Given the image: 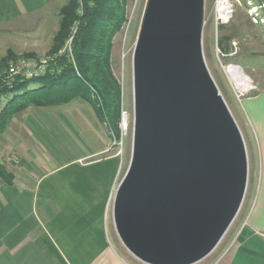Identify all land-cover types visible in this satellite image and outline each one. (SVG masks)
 <instances>
[{"label": "water", "instance_id": "obj_1", "mask_svg": "<svg viewBox=\"0 0 264 264\" xmlns=\"http://www.w3.org/2000/svg\"><path fill=\"white\" fill-rule=\"evenodd\" d=\"M204 1L148 0L135 44L133 151L113 213L146 264L206 257L247 191L246 144L204 58Z\"/></svg>", "mask_w": 264, "mask_h": 264}, {"label": "rangeland", "instance_id": "obj_2", "mask_svg": "<svg viewBox=\"0 0 264 264\" xmlns=\"http://www.w3.org/2000/svg\"><path fill=\"white\" fill-rule=\"evenodd\" d=\"M231 1L234 5L232 18L228 22L218 25L215 23L216 0L204 1V20L207 23L203 28L202 49L208 70L242 133L248 153L249 167L252 166L254 169L257 163L258 145L244 114L242 102L246 96L264 91V3L260 0ZM67 2L68 0H65L59 9V27L62 17L60 10ZM147 4L148 0H126L127 21L113 40L112 69L122 86V109L128 116L127 129L121 131L119 139H115L107 129L102 133L106 134L104 136L106 142L104 141L102 134L96 131L98 128L95 121L98 120H96L93 108L82 100H73L55 107L31 106L19 116L17 114L7 130L0 135V162L5 166L23 165L29 162V160L28 162L21 160L17 163L13 157L16 155L13 150H10L11 153L4 154L5 147L8 150L18 134L24 137L25 141L36 143L35 147L40 148L39 159L42 162L47 163V160H52L58 164H64L72 161V178L74 179L72 180V193L75 192L74 195H77L74 199L77 200V203L72 202V211H88L94 217L103 215L106 221L114 227L117 241L123 244L125 253L136 264L146 263L138 260L124 245L118 234L113 212L118 186L132 158L133 56ZM253 6L257 8V15L251 9ZM51 23L54 27L48 25L42 29V35L44 33L43 36L46 40L45 42L40 41L41 44L37 42L40 45L30 44L31 47L20 50L23 45L27 46L25 44L28 41L11 40L9 44L7 42L8 48H5V44L0 41V57L13 51L17 58L11 59L10 64L19 65L24 61L34 68L39 66H41L40 69L46 68V62L50 57L48 52L53 44L54 37L52 38V35L55 36L59 29L56 30L55 27L58 21L53 19ZM226 37L229 38L226 39ZM26 53H34L36 56H25ZM228 63L240 65L251 80L253 88L251 87L244 96H237L235 85L228 79L224 71L223 66ZM59 114L62 118L60 124L63 128L58 126L57 122L47 121V117ZM20 116L23 117V120ZM20 119L23 126L21 132L19 131ZM16 130H18V134L15 133ZM94 151H98V154H93ZM89 162H98L99 166H83ZM254 177L252 174L250 183L248 178L247 191L241 209L220 243L210 254L194 264H212L230 246L253 197Z\"/></svg>", "mask_w": 264, "mask_h": 264}, {"label": "crops", "instance_id": "obj_3", "mask_svg": "<svg viewBox=\"0 0 264 264\" xmlns=\"http://www.w3.org/2000/svg\"><path fill=\"white\" fill-rule=\"evenodd\" d=\"M64 2L0 0V41L5 48L11 40L28 41L20 50L45 42L41 31L52 25L53 19L58 21L56 30L59 28V9ZM242 106L258 145L255 168L249 167V183L253 174L255 189L232 243L212 264H264V91L246 96ZM61 119L60 114L47 117V121L57 122L60 127ZM95 122L99 134L107 131L103 123ZM16 136L13 145L8 150L5 147L4 154L13 150L17 163L29 162L6 165L14 175L12 184L0 178V264H136L103 215L94 217L88 211H72V202L77 203V195L72 193V161L44 163L39 159L36 143Z\"/></svg>", "mask_w": 264, "mask_h": 264}, {"label": "trees", "instance_id": "obj_4", "mask_svg": "<svg viewBox=\"0 0 264 264\" xmlns=\"http://www.w3.org/2000/svg\"><path fill=\"white\" fill-rule=\"evenodd\" d=\"M60 14V27L42 74L10 75V60L17 58L16 53L0 57V135L17 114L31 106L55 107L82 100L119 139L122 86L114 75L111 56L114 37L127 21L126 0H68ZM0 178L9 184L14 181L1 162Z\"/></svg>", "mask_w": 264, "mask_h": 264}, {"label": "built area", "instance_id": "obj_5", "mask_svg": "<svg viewBox=\"0 0 264 264\" xmlns=\"http://www.w3.org/2000/svg\"><path fill=\"white\" fill-rule=\"evenodd\" d=\"M262 3H264V0H260ZM264 7V4H263ZM255 13L257 12V8L255 6H253L251 8ZM252 11V14L254 13ZM233 12H234V5L232 3L231 0H216L215 2V23L216 25L220 24V23H226L228 22L232 16H233ZM258 13H256L257 15ZM206 20H203V28L206 25ZM39 66V65H38ZM41 66L34 68L31 66V64L29 63H25L24 61L19 65H15V64H10L9 67V74L10 75H15V74H21L25 77H34V76H38L40 74H42L45 70V68L40 69ZM224 71L228 77V79L235 85V91L237 93V96H244L245 93L251 89V87L253 88L252 84H251V80L250 78L244 74L245 76H247L249 78V86L248 85H239L237 83V76H236V70L241 69L243 72V68L238 65V64H234V63H228L225 64L223 66ZM127 121H128V116L126 114V112L122 109L121 111V123H120V128L121 131H124L127 129Z\"/></svg>", "mask_w": 264, "mask_h": 264}, {"label": "bare ground", "instance_id": "obj_6", "mask_svg": "<svg viewBox=\"0 0 264 264\" xmlns=\"http://www.w3.org/2000/svg\"><path fill=\"white\" fill-rule=\"evenodd\" d=\"M245 73L241 70V69H238L236 70V76H237V83L239 85H248L249 83V78L247 76L244 75Z\"/></svg>", "mask_w": 264, "mask_h": 264}]
</instances>
